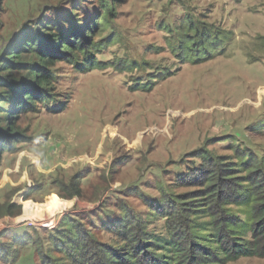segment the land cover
<instances>
[{
	"label": "rangeland",
	"instance_id": "1",
	"mask_svg": "<svg viewBox=\"0 0 264 264\" xmlns=\"http://www.w3.org/2000/svg\"><path fill=\"white\" fill-rule=\"evenodd\" d=\"M109 3L99 25V0H0V95L11 94L6 80L24 84L26 70L3 68L18 41L44 25L64 34L98 24L87 57L75 50L49 66L50 101L25 112L0 101V204L15 213L0 216V264H73L60 248L67 218L130 264L120 224L131 218L142 238L167 237L163 194L192 209L190 220L210 221L203 157L232 169L238 189L247 183L241 161L252 155L264 169V0ZM188 21L217 43L202 56L180 50ZM227 208L247 222L245 208ZM145 253L137 248L136 264H147ZM224 264H264V254Z\"/></svg>",
	"mask_w": 264,
	"mask_h": 264
},
{
	"label": "trees",
	"instance_id": "2",
	"mask_svg": "<svg viewBox=\"0 0 264 264\" xmlns=\"http://www.w3.org/2000/svg\"><path fill=\"white\" fill-rule=\"evenodd\" d=\"M99 3L103 10H106V14L100 20L99 25H102L112 7L109 0H99ZM91 26L86 29L72 26L67 33L63 34L54 33L48 25H44L42 31L18 41L12 51L7 53L3 68L26 70L24 84L15 80L4 81L2 85L7 86L11 94L4 92L0 95V101L12 103L15 109H20L22 112L33 110L32 106L38 102L50 101L49 86L54 76L49 66L60 59L73 60L75 50L87 57L89 49L98 46L94 42H87V33L92 34L98 24L92 21ZM186 28L193 33L189 35V32H185L180 37L182 38L180 50L184 56H189V58L202 56L206 50L216 46L215 40L210 38L211 34L199 33L191 21H188ZM59 41L62 44L58 51L50 53L49 50L53 49ZM26 52L33 54L34 59L31 62L21 61ZM85 60L93 61L89 57ZM2 135L0 138L4 137ZM203 158L210 164L205 178V193L210 205L207 207L209 210L207 216L210 221L196 223L190 220L188 212L192 209L185 207V203L177 197L163 194L161 200L165 204L160 207H163L162 216L166 217L167 237L142 238L137 221L128 218L129 221L126 220L120 224V227L128 234L129 240V245H126L128 252L123 257L126 262L137 263V248L146 252L147 264H224L239 256L264 254V251L261 252V249H264V169H260L259 163L255 160L256 157L252 155L241 161L240 165L247 171L245 180L247 183L242 189H238L237 183L231 181L232 177L226 174L232 169H217V161L212 162L209 156ZM224 187L232 188V193L223 195ZM78 194L79 190L76 189L72 195ZM230 194L233 198L228 197ZM230 204L245 208L247 222L234 218L233 213L227 208ZM10 208L11 205L0 204V216L14 215L15 213L11 212ZM199 210L202 209L194 211ZM63 220V222L67 221L69 228L61 237L60 248L65 255L70 257L73 264H98L102 261L103 264H120V258L100 248V245L93 244L90 241V235L82 236L74 227L75 225L68 223V218ZM209 225L211 229H208ZM248 229L253 235L250 244L242 238L243 232ZM142 245L147 249L141 248ZM155 248L162 249L167 255L156 256Z\"/></svg>",
	"mask_w": 264,
	"mask_h": 264
}]
</instances>
